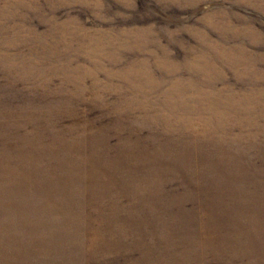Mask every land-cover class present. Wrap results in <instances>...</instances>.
<instances>
[{"label": "rangeland", "instance_id": "rangeland-1", "mask_svg": "<svg viewBox=\"0 0 264 264\" xmlns=\"http://www.w3.org/2000/svg\"><path fill=\"white\" fill-rule=\"evenodd\" d=\"M0 264H264V0H0Z\"/></svg>", "mask_w": 264, "mask_h": 264}]
</instances>
